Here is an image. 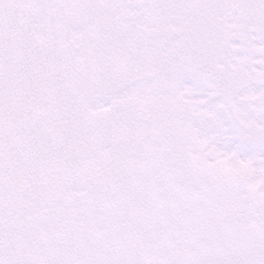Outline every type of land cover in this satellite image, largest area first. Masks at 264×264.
Listing matches in <instances>:
<instances>
[{"label": "snow or ice", "instance_id": "1", "mask_svg": "<svg viewBox=\"0 0 264 264\" xmlns=\"http://www.w3.org/2000/svg\"><path fill=\"white\" fill-rule=\"evenodd\" d=\"M0 264H264V0H0Z\"/></svg>", "mask_w": 264, "mask_h": 264}]
</instances>
